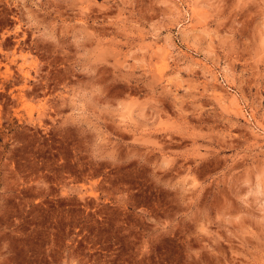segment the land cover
I'll return each instance as SVG.
<instances>
[{
	"label": "clouds",
	"instance_id": "clouds-1",
	"mask_svg": "<svg viewBox=\"0 0 264 264\" xmlns=\"http://www.w3.org/2000/svg\"><path fill=\"white\" fill-rule=\"evenodd\" d=\"M76 2L81 18L66 27L74 29L78 71L88 79L70 97L68 115L99 121L109 111L99 101L121 93L110 109L115 126L138 129L132 142L151 145L162 157L160 169L177 177L172 187L181 200L174 214L181 222L173 226L184 236L185 264H207L205 257L264 264V0ZM245 12L253 17L247 27L240 20ZM27 20L17 31L36 27L30 13ZM56 27L39 35L55 43ZM109 69L112 78L96 83L97 72ZM117 69L125 75L117 77ZM158 129L170 143L141 139ZM217 178L236 186L219 210L205 207Z\"/></svg>",
	"mask_w": 264,
	"mask_h": 264
},
{
	"label": "rangeland",
	"instance_id": "rangeland-1",
	"mask_svg": "<svg viewBox=\"0 0 264 264\" xmlns=\"http://www.w3.org/2000/svg\"><path fill=\"white\" fill-rule=\"evenodd\" d=\"M34 3L0 0V264H185L184 236L173 226L181 222L174 214L181 200L172 187L177 177L160 169L162 157L151 145L132 142L138 129L115 126L118 118L110 109L122 94L109 92L99 101L109 109L99 121L68 115L70 97L88 79L78 71L74 29L66 27L81 18L80 5ZM29 13L36 27L17 31L30 23ZM240 20L247 27L253 17L245 12ZM53 23L55 43L39 35ZM32 33L37 35L31 41ZM115 75L125 74L117 69ZM97 76L96 83H105L113 73ZM138 91L141 98L147 92ZM161 131L141 139L170 143ZM213 189L205 207L219 210L236 186L217 178ZM218 264H226L225 258ZM227 264L242 262L228 258Z\"/></svg>",
	"mask_w": 264,
	"mask_h": 264
}]
</instances>
